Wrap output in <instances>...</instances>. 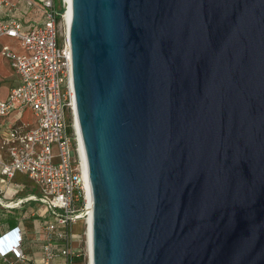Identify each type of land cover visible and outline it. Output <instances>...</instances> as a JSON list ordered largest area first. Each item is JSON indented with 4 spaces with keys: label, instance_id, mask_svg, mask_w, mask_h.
Listing matches in <instances>:
<instances>
[{
    "label": "water",
    "instance_id": "95a60500",
    "mask_svg": "<svg viewBox=\"0 0 264 264\" xmlns=\"http://www.w3.org/2000/svg\"><path fill=\"white\" fill-rule=\"evenodd\" d=\"M92 264H264V0H71Z\"/></svg>",
    "mask_w": 264,
    "mask_h": 264
},
{
    "label": "built area",
    "instance_id": "2783aa9c",
    "mask_svg": "<svg viewBox=\"0 0 264 264\" xmlns=\"http://www.w3.org/2000/svg\"><path fill=\"white\" fill-rule=\"evenodd\" d=\"M42 3L43 20L27 32L22 31L23 22L10 15L11 7L6 10L8 17L0 18V36L19 38L24 49L18 53L9 45L2 47L19 81L0 100V117L29 108L36 120L31 128L0 125V147L7 152L6 159L0 157V176L25 173L39 190V194L0 204L23 209L27 202L38 201L29 215L38 221L41 236L36 253L26 250L21 226L0 231L2 264H78L76 258L88 252V246L74 245L78 232L73 227L82 217L87 219L88 198L78 136L76 130L70 131L75 95L70 41L65 34L67 3L63 0L61 8L54 0Z\"/></svg>",
    "mask_w": 264,
    "mask_h": 264
},
{
    "label": "crops",
    "instance_id": "0c3cea01",
    "mask_svg": "<svg viewBox=\"0 0 264 264\" xmlns=\"http://www.w3.org/2000/svg\"><path fill=\"white\" fill-rule=\"evenodd\" d=\"M18 1V0H17ZM38 0H30L27 1L28 5H33ZM42 2V0H41ZM44 16V14H43ZM0 18H7V17H1ZM21 20V19H20ZM41 20H36V24L41 22ZM23 22V32H27L32 26L35 24H32V22H29V18L25 16V19L21 20ZM4 45H9L10 48H12L14 51L18 53H23L24 49L21 45V40L19 38L15 37H9V36H0V100L5 99L10 91V89L15 86L19 81V76L14 70L10 59L5 56L2 53V47ZM20 113L19 110H15L13 112H10V115L5 117H0V125L6 126V125H23L25 128H31L35 125L36 120L34 116H32L29 120H25V117H17V119L12 123L14 117L18 116ZM9 117V118H8ZM1 118H8L5 121L1 120ZM9 120V122H7ZM12 123V124H11ZM0 142H1V135H0ZM0 157L2 159L7 158V152L5 149H2L0 147ZM10 185H13L16 187V190L14 192H11ZM23 184H19L17 181H15L14 178H7L0 176V198L2 200H10L14 199L16 197H23L24 195H18V192L23 189ZM22 210V209H21ZM19 208H5L0 204V231L12 227V226H21L22 229L25 231V248L29 252H36L38 253L39 246H40V240L41 236L39 232L37 231L38 228V221L35 217L30 216L26 217L27 211L25 210V213H23ZM34 210V209H33ZM78 225L73 227L74 233L78 231ZM0 264H2L0 262Z\"/></svg>",
    "mask_w": 264,
    "mask_h": 264
},
{
    "label": "rangeland",
    "instance_id": "374dc122",
    "mask_svg": "<svg viewBox=\"0 0 264 264\" xmlns=\"http://www.w3.org/2000/svg\"><path fill=\"white\" fill-rule=\"evenodd\" d=\"M27 1L30 0H0V16L1 17H8L7 13L8 11L7 8L11 7V14L12 16H14L15 18L18 19H25V16L27 18H29V22H32V24H36V20H41L43 19V14H44V6L43 3L41 2V0H38L35 4L33 5H28ZM34 1V0H32ZM56 6L58 7H62L63 6V0H54ZM21 114H19L18 116L14 117L12 123H14V121L17 119V117H25V120H29L32 116L33 113L29 108H25L22 111H20ZM10 115V113L7 114V116ZM9 118V117H8ZM8 118H1V120L5 121ZM71 123H72V130L75 131V126L74 125V118L71 119ZM7 122H9V120H7ZM11 123V124H12ZM15 181H17L19 184H23V189L21 191L18 192V195H24V194H28V193H37L39 194V190L38 187L36 185V183L30 179L27 174L22 173V172H18L15 176ZM10 189L11 192H14L16 190V187H14L13 185H10ZM38 201H31V202H27L24 206V208L21 210L23 213H25V210L27 211L26 213V217H29V213L33 210L36 209L37 205H38ZM86 216L82 217L80 220H82L81 225H78L77 223L74 224V227L78 225V234H76V238L74 239V245L77 246H81L83 248L87 247V242L85 243L86 239H87V234H86V226H84L83 222H84V218ZM86 235V236H85ZM88 249V247H87ZM88 253V252H87ZM86 253V255H84V260H83V264H88V254Z\"/></svg>",
    "mask_w": 264,
    "mask_h": 264
},
{
    "label": "bare ground",
    "instance_id": "6f19581e",
    "mask_svg": "<svg viewBox=\"0 0 264 264\" xmlns=\"http://www.w3.org/2000/svg\"><path fill=\"white\" fill-rule=\"evenodd\" d=\"M67 3L66 6V13H65V18H66V27H65V34L69 37V23H70V18H71V0H65ZM74 126L76 129V133L78 136V141H79V151L82 155L83 158V169H84V175H85V181H86V188H87V198H88V217L87 219H83L85 222L87 221V226H86V234H87V245H88V264H92V254H91V212H92V197H91V189L90 185L88 182V178L86 175V169H85V163H84V156H83V149H82V141H81V133L79 130V125H78V120H77V115L75 112L74 115ZM0 202L3 204H7V201H4L0 198ZM82 220H78L77 224L81 225Z\"/></svg>",
    "mask_w": 264,
    "mask_h": 264
},
{
    "label": "trees",
    "instance_id": "16d2710c",
    "mask_svg": "<svg viewBox=\"0 0 264 264\" xmlns=\"http://www.w3.org/2000/svg\"><path fill=\"white\" fill-rule=\"evenodd\" d=\"M72 130V128L70 127V131ZM24 246H25V236H24ZM83 260H84V255L82 254L81 256H79L78 258H76V262L78 264H83Z\"/></svg>",
    "mask_w": 264,
    "mask_h": 264
}]
</instances>
